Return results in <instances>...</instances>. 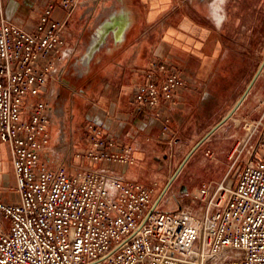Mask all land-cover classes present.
<instances>
[{
	"label": "built area",
	"instance_id": "1",
	"mask_svg": "<svg viewBox=\"0 0 264 264\" xmlns=\"http://www.w3.org/2000/svg\"><path fill=\"white\" fill-rule=\"evenodd\" d=\"M59 3L68 10L77 0ZM54 8L28 32L0 0V143L16 180V199L0 198V264H264V112L243 123L226 178L194 189L193 205L176 212L160 208L153 188L100 168L134 162L131 148L100 125L84 128L82 150L60 129L58 153L71 152L72 162L50 166L57 111L46 88L63 46ZM186 86L169 65L152 62L134 102L155 108ZM73 160L91 167L70 171Z\"/></svg>",
	"mask_w": 264,
	"mask_h": 264
},
{
	"label": "crops",
	"instance_id": "2",
	"mask_svg": "<svg viewBox=\"0 0 264 264\" xmlns=\"http://www.w3.org/2000/svg\"><path fill=\"white\" fill-rule=\"evenodd\" d=\"M2 2L7 18L28 32L54 4L52 16L62 24L63 46L46 88L49 104L53 108L62 104L60 109L68 111L70 97L62 98V92L72 90L68 79L73 77L85 80L86 97L90 92L101 95L100 122L89 121L84 128L90 123L102 126L119 146L131 148L134 159L126 168L101 166L108 176L141 184L149 175L143 162L150 154L145 144L157 136L177 137L189 127L194 128V148L221 142L217 148L214 143L207 155L225 157L244 136L243 123L264 112V42H252L256 32H264V0H77L68 10L59 0ZM159 61L182 75L187 86L172 101L141 108L134 102L136 88L145 81L150 64ZM254 63L259 64L256 71ZM230 64L235 65L234 76L242 72L239 86L244 89L221 116L222 97L216 98L215 88L230 80ZM72 103L76 104L75 98ZM215 103L219 105L210 106ZM165 124L168 130L163 133ZM52 126L57 127L58 139L62 128L55 120ZM63 131L68 142L80 145L68 120ZM7 156L11 161L8 151ZM84 163L91 167L88 161L78 164ZM3 186L2 200L16 198Z\"/></svg>",
	"mask_w": 264,
	"mask_h": 264
},
{
	"label": "rangeland",
	"instance_id": "3",
	"mask_svg": "<svg viewBox=\"0 0 264 264\" xmlns=\"http://www.w3.org/2000/svg\"><path fill=\"white\" fill-rule=\"evenodd\" d=\"M256 32L255 38L252 42H264V32ZM257 58V57H255ZM242 65V64H241ZM245 65V64H244ZM254 71L258 67V63H254ZM234 64L229 65V81L222 80L221 85L216 86V98L222 97L221 116H224L229 107L232 104L233 99H236L239 95L238 91H242V72L237 75H233L232 71L235 70ZM234 68V69H233ZM231 74V75H230ZM69 84L72 86V90L64 89L62 92V98L70 97V105L68 111H64L62 104L59 106L54 104V108L60 109L56 113V121L59 119L57 116L63 111V116H66L63 121L71 125L72 133L80 140V149H83L82 141H85L84 126L89 121L100 122L102 111L100 108L101 95L92 94L91 92L86 97L85 94V80L69 78ZM76 101L73 104L72 101ZM217 102V101H216ZM218 103L210 104V106H217ZM59 125V124H56ZM60 126V125H59ZM61 128V126H60ZM194 128H187L185 132L176 136H170L162 138L160 136L155 137L153 142L145 144L144 149L149 147L150 152L147 159L143 160L147 174H149L141 184L153 188L155 191L154 199L159 203L160 208L167 212H176L181 208H187L192 206L190 194L194 189L200 188L204 184L215 183L226 178L229 170V160L227 155L225 157L211 158V154L207 155L208 149H212L211 146L216 143L215 147L222 146L221 142H209L201 145L198 149L192 152L193 148L197 144L195 135L191 133ZM49 133L53 136V142L51 147L54 155H47L50 160V166L56 168L58 165L68 161L72 162L71 152L64 154L58 153V147H60L57 141V127L48 126ZM244 131V129H243ZM214 147V146H212ZM7 145L0 143V190L5 185L11 193L15 194L16 180L14 177L11 161L7 156ZM264 155V148L261 151ZM73 166H70V171H78L89 166L84 163V168H79L80 165L73 160ZM237 174H233L231 179L235 181ZM16 198L12 196V200Z\"/></svg>",
	"mask_w": 264,
	"mask_h": 264
},
{
	"label": "bare ground",
	"instance_id": "4",
	"mask_svg": "<svg viewBox=\"0 0 264 264\" xmlns=\"http://www.w3.org/2000/svg\"><path fill=\"white\" fill-rule=\"evenodd\" d=\"M217 7V6H216ZM114 24V23H113ZM59 119L56 121V119L53 118V121L55 120V124H59L63 130V128L65 127L66 123L63 121V119H65L66 116H63V111H61L59 113V115L57 116ZM59 149H61V146L58 147ZM58 149V150H59Z\"/></svg>",
	"mask_w": 264,
	"mask_h": 264
},
{
	"label": "water",
	"instance_id": "5",
	"mask_svg": "<svg viewBox=\"0 0 264 264\" xmlns=\"http://www.w3.org/2000/svg\"><path fill=\"white\" fill-rule=\"evenodd\" d=\"M232 114H233V112L230 113V114L227 116V119H228L229 117H231ZM198 146H199V144L196 146V148H197ZM196 148H194V150H195ZM194 150H193V151H194ZM193 151H192V152H193ZM192 152H191V154H192Z\"/></svg>",
	"mask_w": 264,
	"mask_h": 264
}]
</instances>
